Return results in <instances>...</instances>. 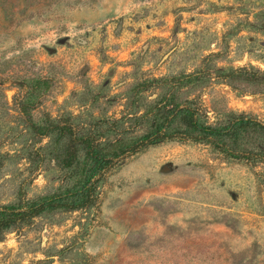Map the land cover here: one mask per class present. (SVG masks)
Instances as JSON below:
<instances>
[{
  "label": "rangeland",
  "instance_id": "rangeland-1",
  "mask_svg": "<svg viewBox=\"0 0 264 264\" xmlns=\"http://www.w3.org/2000/svg\"><path fill=\"white\" fill-rule=\"evenodd\" d=\"M169 95L208 124L264 125V0H0V206L71 184L47 127L136 139ZM96 197L4 232L0 264H264V160L167 140Z\"/></svg>",
  "mask_w": 264,
  "mask_h": 264
},
{
  "label": "trees",
  "instance_id": "trees-1",
  "mask_svg": "<svg viewBox=\"0 0 264 264\" xmlns=\"http://www.w3.org/2000/svg\"><path fill=\"white\" fill-rule=\"evenodd\" d=\"M226 78L234 82L239 76H234L233 72L227 74ZM242 79L246 80L245 77ZM199 80L198 77L187 75L170 81L188 84ZM159 103L140 117V121L146 120V130L140 137L132 140L119 137L106 144L89 135L69 132L63 126L44 129L46 136H55L57 144L65 140L58 161L60 167L69 174L67 179L71 184L50 196L0 206V237L18 223L42 213L91 206L97 198V184L104 172L123 158L167 140L206 143L232 160H264L263 124L245 116L232 117L223 123L208 124L195 104H179L172 95L163 97ZM254 143L260 145L256 151L251 148Z\"/></svg>",
  "mask_w": 264,
  "mask_h": 264
}]
</instances>
